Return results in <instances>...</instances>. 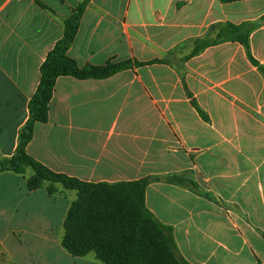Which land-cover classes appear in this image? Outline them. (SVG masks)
I'll return each instance as SVG.
<instances>
[{
    "label": "crops",
    "instance_id": "0c3cea01",
    "mask_svg": "<svg viewBox=\"0 0 264 264\" xmlns=\"http://www.w3.org/2000/svg\"><path fill=\"white\" fill-rule=\"evenodd\" d=\"M81 1L0 0V160L14 154L39 66ZM263 13L264 0L87 1L67 51L79 67L168 62L132 64L103 79L59 76L47 120L34 124L27 153L85 182L185 172L215 200L236 202V225L227 223L217 202L178 185L149 183L145 205L172 227L180 254L192 264H264V79L232 41L180 59L179 68L170 61L187 42L186 55L211 24ZM249 44L264 65V23ZM180 75L207 121L191 106ZM224 143L236 159L214 152ZM31 175L30 169L0 173V189L11 187L0 193L2 263L104 264L93 253L74 256L61 245L75 193L50 194L49 183L30 190Z\"/></svg>",
    "mask_w": 264,
    "mask_h": 264
},
{
    "label": "trees",
    "instance_id": "16d2710c",
    "mask_svg": "<svg viewBox=\"0 0 264 264\" xmlns=\"http://www.w3.org/2000/svg\"><path fill=\"white\" fill-rule=\"evenodd\" d=\"M87 1L89 0L79 2L70 16L63 21L62 37L47 52L40 64L39 81L28 101V119L19 132L14 154L0 160V173L11 171L24 174L30 168L32 175L27 183L30 190L45 183L50 184V194L55 192L52 185L54 183L61 184L65 189L77 190L76 198L66 212L61 238L62 247L71 255L84 256L93 253L104 264H192L180 254L172 227L161 222L145 205L146 187L157 181L184 187L195 195L217 202L185 172L148 175L137 180L116 183L85 182L50 169L26 151L33 135L34 124L47 120L48 105L59 76L103 79L131 67L132 64L143 66L168 62L165 58L147 61L125 59L108 62L103 66L79 67L67 51L76 36ZM219 1L228 3L238 0ZM263 23L264 13L256 20L211 24L204 35L192 39L191 50L181 60H188L208 46L226 41L237 42L242 45L248 61L264 79V65L253 57L249 44L250 33ZM180 78L191 106L202 120L207 121V113L188 89L183 76Z\"/></svg>",
    "mask_w": 264,
    "mask_h": 264
},
{
    "label": "rangeland",
    "instance_id": "374dc122",
    "mask_svg": "<svg viewBox=\"0 0 264 264\" xmlns=\"http://www.w3.org/2000/svg\"><path fill=\"white\" fill-rule=\"evenodd\" d=\"M184 47L183 49H178L176 50V54L175 56L172 55L171 56V63H173L175 66H177V68H179V60L182 58V56L184 55L185 52H187V50H189L190 48V43H185L184 44ZM175 60V61H174ZM214 152H216V154H222L226 157V159L228 160H231V159H236V154H234L232 152V148H231V145L230 144H227V143H224L222 146H220L218 149L217 148H213ZM212 150V151H213ZM30 169V168H28ZM31 170V169H30ZM32 171V170H31ZM4 184V183H3ZM6 185L8 184L5 183ZM54 186V189H55V192H57L58 190L59 191H64V192H70V193H75V198H76V195H77V190L76 189H65L62 187L61 184L59 183H54L52 184ZM1 186V185H0ZM58 187H61V189H58ZM11 189L10 186H6L2 189H0V193L2 192H8L9 190ZM54 192V193H55ZM74 198V199H75ZM217 204L219 206H221L224 210H225V220L227 221V223H230V224H235L236 225V202H233V201H227V200H223L221 198H219V201H217ZM230 243L233 245V246H236V237H233L232 239H230ZM1 264L2 261L0 260ZM4 264H7V263H4Z\"/></svg>",
    "mask_w": 264,
    "mask_h": 264
}]
</instances>
